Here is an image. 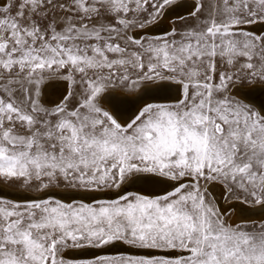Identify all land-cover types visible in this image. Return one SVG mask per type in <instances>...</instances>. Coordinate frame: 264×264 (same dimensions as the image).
<instances>
[{
    "label": "snow or ice",
    "instance_id": "snow-or-ice-1",
    "mask_svg": "<svg viewBox=\"0 0 264 264\" xmlns=\"http://www.w3.org/2000/svg\"><path fill=\"white\" fill-rule=\"evenodd\" d=\"M0 185V264H264V0H0Z\"/></svg>",
    "mask_w": 264,
    "mask_h": 264
},
{
    "label": "bare ground",
    "instance_id": "bare-ground-1",
    "mask_svg": "<svg viewBox=\"0 0 264 264\" xmlns=\"http://www.w3.org/2000/svg\"><path fill=\"white\" fill-rule=\"evenodd\" d=\"M171 15L172 16H175V13H171ZM168 27H169V20L166 18L165 20H163L161 22L160 25L157 26L156 29H154V31L156 33H159V32H162L163 30L167 29ZM256 87L259 88L261 86L260 85H257ZM62 90H63L62 87H57V85L55 83H53L51 86H49L46 89V100L49 101V102H51V103L58 102L59 97H60V92ZM128 94H130V93H128ZM256 95H260V93H256ZM0 187H2L5 192L9 193L10 196L13 195V197H15V194L17 192V189L11 188V187H8V186H5V185H0ZM214 189H215V192H216L215 195H218L222 199V194H221L222 191H221V188L218 186V187H215ZM53 191L69 192V191H67L65 189H62V188H60V189H53ZM157 191H159V190H157ZM148 193H151V192H148ZM96 194H98V193H96ZM24 195L25 196H32V195H36V193H34V192L24 193ZM233 203L236 204V207L237 208H240L241 207V205H239L235 201ZM225 207H227V205ZM251 213H257L258 214L259 213V209H251L250 212L249 213H245V215H250ZM234 218L237 219V220H239L240 219V216L239 215H236V216H234ZM253 218H255V217H253Z\"/></svg>",
    "mask_w": 264,
    "mask_h": 264
},
{
    "label": "water",
    "instance_id": "water-1",
    "mask_svg": "<svg viewBox=\"0 0 264 264\" xmlns=\"http://www.w3.org/2000/svg\"><path fill=\"white\" fill-rule=\"evenodd\" d=\"M131 190H135V189H131ZM56 193L59 194V196H67L69 194L73 195L76 199H80L81 197H88L89 199L86 200V202H91V197L95 196L97 198H106L105 194L104 193H98V194H94V193H69V192H61V191H55ZM158 192V191H157ZM147 194H152V193H148L146 192ZM114 195V194H112ZM34 196V195H32ZM9 198H16V197H13L9 195ZM122 250H126V249H122ZM113 251H116V249H113ZM132 251H136L138 252V254H144L143 252H140L139 250H132ZM85 255L87 256H91L93 255V250H89L88 252L85 253Z\"/></svg>",
    "mask_w": 264,
    "mask_h": 264
},
{
    "label": "rangeland",
    "instance_id": "rangeland-1",
    "mask_svg": "<svg viewBox=\"0 0 264 264\" xmlns=\"http://www.w3.org/2000/svg\"><path fill=\"white\" fill-rule=\"evenodd\" d=\"M166 30V29H165ZM162 32H159V33H156V34H161ZM125 91H127V90H125ZM5 186H7V185H5ZM9 187V186H8ZM215 187H218V185H214V186H211V188H210V191L212 192V193H214L213 195L216 197V199H218L217 201L220 203V206H222V208H227L228 207V205H229V202L228 201H225L223 198L221 199L218 195H215ZM12 188V187H11ZM63 189V188H62ZM221 191H222V189H221ZM145 194H147V193H145ZM221 194H222V192H221ZM223 200V201H222ZM234 202V201H233ZM227 205V207H225ZM233 219L234 220H237V219H235L234 217H233ZM238 221V220H237Z\"/></svg>",
    "mask_w": 264,
    "mask_h": 264
}]
</instances>
